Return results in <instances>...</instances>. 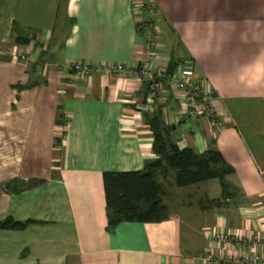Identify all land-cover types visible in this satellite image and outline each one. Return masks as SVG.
<instances>
[{"label":"crops","instance_id":"crops-1","mask_svg":"<svg viewBox=\"0 0 264 264\" xmlns=\"http://www.w3.org/2000/svg\"><path fill=\"white\" fill-rule=\"evenodd\" d=\"M152 1L162 68L190 59L217 95L219 127L180 119L164 87L167 136L196 153L216 147L232 167L229 197L207 202L221 196L218 179V191L192 184L182 199L174 192L167 201L165 192L166 218L109 230L102 174L140 170L156 157L138 109L147 85L129 74L75 77L62 66L139 65L146 14L134 0H0V219L34 221L0 229V264H206L208 248L211 264L264 258V0ZM14 23L30 43L13 42ZM11 180L24 188L7 189ZM217 231L229 237L209 247L206 235Z\"/></svg>","mask_w":264,"mask_h":264},{"label":"trees","instance_id":"trees-1","mask_svg":"<svg viewBox=\"0 0 264 264\" xmlns=\"http://www.w3.org/2000/svg\"><path fill=\"white\" fill-rule=\"evenodd\" d=\"M140 25H143L146 33L145 23L141 22ZM16 29L17 25L14 23L13 42L23 45L30 43L32 37L21 34ZM31 85V83L18 84L17 88L23 89ZM143 116L152 133V151L156 157L146 161L140 170L106 171L102 174L109 230L122 221L150 222L166 218L167 209L162 202L165 184L158 180V176L165 181L171 170L174 172V183L178 187L218 179L222 192L219 198L207 201L212 205L219 204L221 200L229 197L231 192L225 178L232 172V167L226 163L216 147L210 145L202 153H196L188 147L179 148L176 143L170 141L163 121L161 104H157L152 112L143 111ZM15 182L11 180L5 187L10 188ZM23 188L24 186H12L10 189L22 190ZM32 222L34 221H16L6 217L0 219V229H23Z\"/></svg>","mask_w":264,"mask_h":264},{"label":"built area","instance_id":"built-area-1","mask_svg":"<svg viewBox=\"0 0 264 264\" xmlns=\"http://www.w3.org/2000/svg\"><path fill=\"white\" fill-rule=\"evenodd\" d=\"M135 10L146 14V55L144 60L137 66L117 62H88L73 60L65 63L62 68L75 77H85L92 72L109 74H129L141 81L146 82L145 95L138 103V109L144 112H152L164 87L171 88L174 99L179 106L178 116L182 120L207 118L214 120V125L220 126L215 106L217 95L207 89L202 81L195 75L194 63L190 59L177 60L171 74L165 72L160 65L163 60L164 47L159 40L160 30L155 23L156 8L152 0H134ZM21 60H26L28 55L19 53L16 55ZM166 74V75H165ZM229 234L223 231L212 232L206 235L211 245L223 244ZM216 259L209 248L203 256L206 264H211ZM228 261L237 264H264V258L257 254H245L240 258H228Z\"/></svg>","mask_w":264,"mask_h":264},{"label":"rangeland","instance_id":"rangeland-1","mask_svg":"<svg viewBox=\"0 0 264 264\" xmlns=\"http://www.w3.org/2000/svg\"><path fill=\"white\" fill-rule=\"evenodd\" d=\"M61 13L59 12V17H58V23H60L61 21V17H60ZM27 54V53H25ZM18 61H25L24 59L21 60L19 58H17ZM165 184V192L167 194V197L165 199H167V201L170 200V198L172 199L174 197V192H177V198H183V196H185L186 192L191 191L192 188H190V186L188 187H178L175 185L174 183V172L173 170H171L167 176V179L164 181ZM194 185V184H193ZM197 185H199V187H202L200 185H204V186H210L209 188H211L214 191H218L220 186L218 183L217 179H212V180H206L203 182L198 183ZM192 187V186H191ZM214 187V188H213ZM181 198V199H182ZM187 198L185 197L184 200H186ZM196 199V196L192 199L193 203Z\"/></svg>","mask_w":264,"mask_h":264},{"label":"water","instance_id":"water-1","mask_svg":"<svg viewBox=\"0 0 264 264\" xmlns=\"http://www.w3.org/2000/svg\"><path fill=\"white\" fill-rule=\"evenodd\" d=\"M176 63H177L176 60H171V61H169L168 64H167V67H166V69H165V72H166L167 74H171L173 68L176 66Z\"/></svg>","mask_w":264,"mask_h":264}]
</instances>
